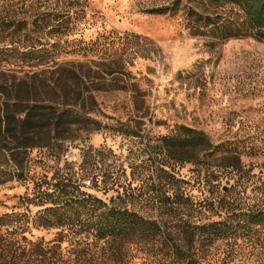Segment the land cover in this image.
I'll return each mask as SVG.
<instances>
[{
	"label": "rangeland",
	"instance_id": "rangeland-1",
	"mask_svg": "<svg viewBox=\"0 0 264 264\" xmlns=\"http://www.w3.org/2000/svg\"><path fill=\"white\" fill-rule=\"evenodd\" d=\"M41 2L0 0V11L31 19L43 10ZM170 2L80 0L85 17L78 31L85 41L111 30L144 37L139 44L145 47L129 54L128 87L95 92L98 105L90 115L98 125L75 131L73 140L16 148L18 132L0 120V166L8 172L0 185V264H183L184 222L221 220L227 208L252 207L264 199V42L251 36H194L180 13L152 12ZM31 74L29 68L1 71L0 116L8 87ZM182 126L204 132L209 150L165 148L164 137L179 134ZM43 133L29 134L26 141L45 143ZM20 161L23 174L16 166ZM237 161L242 171L227 166ZM104 172L119 176L128 196L116 185L106 191L98 175ZM58 176L76 180L108 204L119 202L155 220L160 234L147 244L125 238L99 242L86 233L65 236L55 227L36 226L34 187ZM167 179L173 184L169 188ZM183 199L191 209H183ZM19 224L28 227L26 238L12 231ZM244 233L198 248L195 264H264V247Z\"/></svg>",
	"mask_w": 264,
	"mask_h": 264
},
{
	"label": "trees",
	"instance_id": "trees-1",
	"mask_svg": "<svg viewBox=\"0 0 264 264\" xmlns=\"http://www.w3.org/2000/svg\"><path fill=\"white\" fill-rule=\"evenodd\" d=\"M57 2L42 0L43 10L31 19L0 11V73L6 67L29 68L32 73L28 81L13 82L8 87V99L4 101V112L0 116L1 121L12 123L18 132L16 148L49 146L51 140L58 139L73 140L75 131L98 125L90 115L98 105L95 92L128 87L124 75L126 65L131 63L129 54L141 47L139 42L144 38L111 30L108 34L98 35L94 41H85L78 31L79 20L85 17L80 0ZM152 12L180 13L186 20L185 27L194 36L208 35L214 40L251 36L264 42V0H171L167 6ZM227 12L231 14L227 15ZM148 43L156 51L157 45L150 40ZM70 55L81 57L71 59ZM42 132L47 136L40 139L45 138L47 142L34 141L33 137H30L33 143L26 141L25 136ZM211 144L204 132L186 126L181 127L179 134L164 137V147L173 151L195 149L205 152ZM16 166L20 170L18 173L23 174L24 164L20 161ZM227 166L237 172L243 170L238 161ZM122 170L126 172L124 167ZM7 173L0 166V185L8 180ZM98 175L106 191L116 185L118 191L123 189L124 197L128 196L119 176L112 177L105 172ZM172 185V180L167 179L164 187ZM155 186L153 190L159 191ZM34 188L32 202L39 206L36 226L55 227L65 236L86 233L99 242L125 238L147 244L161 232L155 220L145 218L119 202L108 204L82 190L76 180L68 177L58 176L55 181L47 182L45 186L38 183ZM164 197H167L166 192ZM183 200V209H191L189 202ZM226 213L221 220L182 224L187 246L183 264L198 262V248L203 249L224 238H236L240 232L248 234L252 244L264 247V199L252 207L227 208ZM27 228L19 224L13 226L12 231L18 237L26 238L23 232ZM21 257L20 254L18 259Z\"/></svg>",
	"mask_w": 264,
	"mask_h": 264
},
{
	"label": "built area",
	"instance_id": "built-area-1",
	"mask_svg": "<svg viewBox=\"0 0 264 264\" xmlns=\"http://www.w3.org/2000/svg\"><path fill=\"white\" fill-rule=\"evenodd\" d=\"M86 183L89 185L90 184V181H86Z\"/></svg>",
	"mask_w": 264,
	"mask_h": 264
}]
</instances>
